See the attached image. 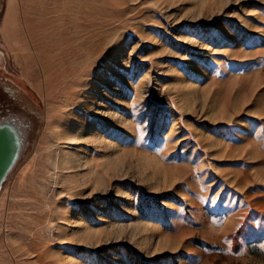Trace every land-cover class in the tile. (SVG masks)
Instances as JSON below:
<instances>
[{
  "label": "rangeland",
  "instance_id": "rangeland-1",
  "mask_svg": "<svg viewBox=\"0 0 264 264\" xmlns=\"http://www.w3.org/2000/svg\"><path fill=\"white\" fill-rule=\"evenodd\" d=\"M0 77V264H264V0H0Z\"/></svg>",
  "mask_w": 264,
  "mask_h": 264
},
{
  "label": "water",
  "instance_id": "water-1",
  "mask_svg": "<svg viewBox=\"0 0 264 264\" xmlns=\"http://www.w3.org/2000/svg\"><path fill=\"white\" fill-rule=\"evenodd\" d=\"M22 150V134L12 122L0 123V192Z\"/></svg>",
  "mask_w": 264,
  "mask_h": 264
},
{
  "label": "flooded vegetation",
  "instance_id": "flooded-vegetation-1",
  "mask_svg": "<svg viewBox=\"0 0 264 264\" xmlns=\"http://www.w3.org/2000/svg\"><path fill=\"white\" fill-rule=\"evenodd\" d=\"M0 117L5 118L1 122H12L22 133V124L19 122V102L16 93L7 86L0 77ZM27 127L29 123L25 124Z\"/></svg>",
  "mask_w": 264,
  "mask_h": 264
}]
</instances>
